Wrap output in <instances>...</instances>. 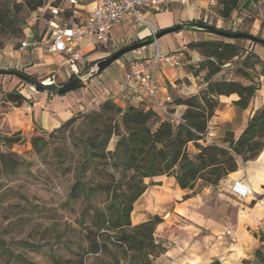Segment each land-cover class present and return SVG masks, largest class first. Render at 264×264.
Instances as JSON below:
<instances>
[{"label": "rangeland", "instance_id": "obj_1", "mask_svg": "<svg viewBox=\"0 0 264 264\" xmlns=\"http://www.w3.org/2000/svg\"><path fill=\"white\" fill-rule=\"evenodd\" d=\"M23 1L25 0H0V10L6 12L12 8L17 18L22 22L23 27L26 28L31 16L24 9L19 10L18 4ZM61 1L63 2V0ZM248 1L251 0H242L239 7L232 12L229 18L219 20L220 23L215 21L214 27L228 31L235 26L236 31L262 37L261 34L255 35L252 31L257 20L264 19V0H262V4L251 1L250 7L245 8L244 6ZM187 14L188 12L185 11L180 13L172 10L170 14H161L159 17L155 15L147 19V22L152 28V25H157L162 18H175L176 16L183 18ZM234 19L242 20L238 27L232 23ZM187 23L189 22H178L170 27ZM19 26L20 24L17 25V28ZM260 26L264 27V22ZM141 28L137 27L136 29L140 31ZM152 29L154 31H151L150 36L166 28L158 27ZM45 30L44 21H39L31 29L35 34H43ZM145 39L138 37L137 32L134 31L132 35L123 38L118 50ZM21 41L22 38L16 39L12 34L10 36H0V43L5 46L11 44L16 49L21 46ZM204 41L232 42L229 39L208 32L185 29L163 36L154 42L152 47H150L151 45L145 47L150 49L159 46L165 52L177 51L182 54L183 67L181 70L174 72L177 76L172 79L173 85L165 80V87L170 91L176 103L179 100H186L194 96L199 97L200 101H202L207 89V82L210 81H234L244 86L250 85L252 82L247 79L246 74H250L249 76L254 79V82L261 83L257 95L264 97V76L260 75L261 69L257 67L251 70L244 65L245 57L251 52L255 55L258 54L264 60V45L258 44L256 54L251 48V41H238L237 44L241 48L240 56L220 66V70L211 75L209 70L205 68L203 57L200 59L201 62L195 61V63H192L194 58H196V54H199L194 51L192 45ZM143 49L134 52H141L140 50H142L145 57L152 53L148 49H145V51ZM118 50L115 51L112 48L104 49L102 47L101 49H96L94 54L85 53L83 58L85 69L82 73L96 70L106 58ZM131 53L133 52L124 55L120 59L124 65L128 66L130 62L136 60L128 56ZM90 55H97L96 58L99 59L93 61ZM118 61L114 62L101 74L113 69L118 64ZM82 73L80 72L77 77ZM100 75L94 78H98ZM1 76L0 78H2ZM48 76L54 77L55 73L54 75L46 74L41 79H38L37 76L35 77H37V82L41 83ZM94 78L86 79L81 88L65 94L78 97L76 94H78L79 90L82 91L86 88L85 86L91 80H95ZM11 80H13L12 83L8 85H0V102H4V95L13 90L21 92L25 89L38 98L43 95H36L37 92L31 89L32 86L14 77H11ZM54 80L58 86L60 85L59 83H64L61 82L62 79H59L58 76H55ZM183 90L185 91L184 93L182 92ZM192 91L193 93L188 94ZM234 96L238 98L237 95ZM115 99L116 97H113L111 93L98 106L86 109L83 114H79L69 126L35 135L42 136L45 139L46 145L43 149H36L32 144L34 136L30 140H23L17 135L3 136L0 133V137L6 136L19 140L17 143L6 144L0 138V154L11 156L9 159L14 162L13 168H5L0 164V264H59L54 257L60 260L62 264H79L80 260L83 261V264H114L115 258L120 260V264H125L121 252L108 239L106 240L108 248L105 252L91 253V243L96 237V230L93 227L94 223L99 220L93 208L98 209L100 212H106L107 207L111 204V195L109 196L103 189H96V186L101 184L116 185L123 180V148H116L118 140L117 137H113L104 153L105 157L96 155L90 159L89 155L85 154V145L82 142V138L86 136L94 138L96 145L99 148L102 147L104 143V121L95 114L100 112L101 106L106 101L112 100L115 102ZM124 101L127 106L129 103L126 100ZM216 101L218 102L216 111L223 109L219 98ZM117 105L120 108L123 106L122 102ZM2 107H6V104L3 103ZM147 107H150L148 103L141 105L143 109H147ZM236 110L237 115L232 124L211 126L210 121L212 118L208 122V128L212 127L213 130L217 131L218 139L221 143L224 142L227 130L231 129L232 126L239 127L241 124L239 110L237 108ZM95 130L97 134L94 133ZM187 151L192 157L198 154V149L194 144H189ZM82 167L85 170L84 182L93 190L88 200L82 194L77 195V197H71L72 187L77 181V172ZM131 175L132 173H129L127 177ZM158 178L154 180H158ZM145 182L149 183V180H145ZM204 187L212 186H206L202 181H198L195 191L201 192ZM150 188L159 189L157 186ZM107 213L109 216L111 215L110 212ZM155 240L171 248L169 243L158 241L156 237ZM154 264H161V261L158 259Z\"/></svg>", "mask_w": 264, "mask_h": 264}, {"label": "crops", "instance_id": "obj_2", "mask_svg": "<svg viewBox=\"0 0 264 264\" xmlns=\"http://www.w3.org/2000/svg\"><path fill=\"white\" fill-rule=\"evenodd\" d=\"M172 10L180 13L185 11L188 14L183 18L178 16L162 18L157 25H152V28H170L178 22H190L198 17L196 10L189 7L182 8L178 5H170L168 11L157 10L147 14L146 17L147 19L155 15L159 17L161 14H170ZM86 14V11L82 13L80 22L86 21ZM219 20L215 21L220 23ZM262 22L264 19L257 20L252 32L255 35L261 34L263 37L264 27L260 26ZM137 27L142 28L137 31ZM152 28L136 25L133 20L129 19L126 25L113 28L110 45L94 46L88 43V40H83L79 42V47L83 49V58L85 53L94 54L96 49L102 47L104 49L112 48L116 51L123 42V38L132 35L134 31L141 39L151 37ZM38 35L40 34L29 32L26 40H31L33 36ZM257 46L258 44L251 46L254 53H256ZM158 47L144 48L143 51L148 49L149 52H152L148 56H151ZM160 50L164 53L169 52ZM140 51L133 52L128 56L134 59L145 57L142 50ZM90 56L93 61L99 59L96 58L97 55ZM83 58L79 64L81 72L85 69ZM198 58L199 56L196 54L192 63L199 61ZM128 67L129 65H124L119 60L113 69L101 74L98 78L93 77L95 80H91L92 82L90 81L82 91L79 90L76 94L78 97L65 93L62 96L45 92L36 93V95L43 94L38 98L27 90H22L21 94L26 98V101L21 106L0 102V133L8 136L18 134L23 140H30L39 133H48L59 129L67 121L83 114L86 109L98 106L111 93L113 97H116L115 103L122 102V108H124L125 101L119 96L118 89ZM0 70H17L33 79L37 77L41 79L46 74L54 75L55 73V76L64 82L59 83V86L56 85L58 88L76 76L67 65L66 57L63 54L51 53L45 47L40 46L25 49L20 47L16 49L11 44L5 46L0 50ZM174 72L175 70L170 67H159L157 81L163 95H171L165 87V80L173 85L172 79L177 76ZM1 77L0 85H8L12 83L11 77L14 76ZM191 93L193 91L188 94ZM236 101L238 98L234 95L219 97L223 109L216 111L210 121L211 126L232 124L237 115L234 106ZM3 103L6 104V107H2ZM263 107L264 97L256 95L247 110L239 111L240 126H232L227 131L232 132L235 139H238L246 128L249 118L256 110ZM147 109H152L160 120L164 121L156 110L151 107H147ZM208 129L213 130L212 127ZM223 144L228 147L225 142ZM238 166V170L228 175L218 188L204 187L201 192L195 191V188L189 191L181 190L177 186L175 178L159 177L158 180H152L158 184L157 188L159 189L149 187L135 203L131 214V223L132 226L144 223L149 215H158L163 220L157 226L155 237L158 241L169 243L171 248L159 259L161 264H264V150L252 161L244 162L238 158ZM235 182L250 187L254 192L253 195L246 197L237 195L233 191ZM227 232H230V235ZM257 252L261 254L260 257L257 256Z\"/></svg>", "mask_w": 264, "mask_h": 264}, {"label": "trees", "instance_id": "obj_3", "mask_svg": "<svg viewBox=\"0 0 264 264\" xmlns=\"http://www.w3.org/2000/svg\"><path fill=\"white\" fill-rule=\"evenodd\" d=\"M48 1L50 0H25L18 4V7L19 10L24 9L28 13H33ZM54 1L55 5L61 2V0ZM239 4L240 0H225L224 11L221 12L223 19L229 18L232 12L239 7ZM250 5L251 1H248L244 7L248 8ZM190 23L194 24V22ZM18 24H20L19 28H17ZM228 32L233 31L228 30ZM11 34L16 39L22 38L21 43L26 39V31L22 22L17 18L12 8L6 12L0 10V36H10ZM259 38L264 39V36ZM229 40L232 42L204 41L192 45L194 51L199 53L200 62L203 57L205 68L211 75L217 73L220 66L240 56L241 48L237 42L245 39ZM257 44L252 42V45ZM4 48L5 45L0 43V50ZM244 65L251 70L259 67L260 75L264 76V60L252 52L245 57ZM249 75L246 74L247 79L252 82L250 85L244 86L234 81H210L207 82V89L202 101L199 97L194 96L175 102L185 109L184 122L180 126H174L165 120L161 121L152 109H143L139 105L129 103L125 108H120L117 103L108 100L101 106L100 112L95 115L104 121V143L99 148L94 138L84 136L82 138L85 145L84 151L90 159L96 155L105 157L104 153L108 145L113 137H117L116 148H123L124 151V178L116 185L101 184L96 186V189H103L109 196L111 195V204L107 207L106 212H100L93 208L99 220L94 223L93 227L96 230V237L91 243V253L105 252L108 248L106 244L108 239L121 252L125 264H154L169 251L166 244L157 242L154 237L157 226L163 220L158 215H149L144 223L137 226H132L131 223V214L135 203L149 187L158 185L152 180L163 176L173 177L181 190L188 191L194 190L198 181H202L206 186L218 188L228 175L238 170V158L248 162L256 159L263 152L264 107L256 110L249 118L246 128L238 139H235L232 132L227 131L224 139L228 145L227 148L207 146L200 142L201 135L209 130L208 122L218 108L216 99L221 96L237 95L238 101L234 102V105L239 111L247 110L250 107L261 83L254 82V79ZM76 78L77 76H73L70 81ZM46 89L49 93L59 94L57 86H48ZM25 101L26 98L20 91L13 90L4 95V102L15 106H21ZM75 118L64 123L59 129L69 126ZM94 133L97 134L96 130ZM15 135L19 137L18 134ZM0 138L6 144L19 141L6 136ZM32 144L36 149H43L46 141L42 136H34ZM189 144H194L198 149V154L194 157L190 156L187 151ZM9 158L11 156L0 154V164L5 168H13L14 162ZM84 172V167L79 168L71 197L82 194L88 200L93 190L84 182ZM129 173L132 175L127 177ZM145 180H149V183L147 184ZM107 212H110L111 215L109 216ZM260 255L257 252V256L260 257ZM54 259L57 263L62 264L56 257ZM79 264H83V261L80 260ZM114 264H120V260L115 258Z\"/></svg>", "mask_w": 264, "mask_h": 264}, {"label": "built area", "instance_id": "obj_4", "mask_svg": "<svg viewBox=\"0 0 264 264\" xmlns=\"http://www.w3.org/2000/svg\"><path fill=\"white\" fill-rule=\"evenodd\" d=\"M251 1L260 4L263 2ZM224 2L225 0H63L55 5V1L50 0L37 11L30 13L26 39L27 33L32 32L31 29L39 21H44L45 32L33 36L31 40L25 39L20 48L40 46L51 53L63 54L72 73L78 76L81 72L79 64L83 58V49L79 47V42L88 40V43L94 46H108L112 43L111 32L114 27L126 25L129 19L136 25L151 27L146 15L157 10L168 11L170 5L192 8L198 12V17L190 22L214 26L215 20H224L221 15ZM241 2L242 0L240 4ZM84 11L87 12L86 21L82 23L79 19ZM241 21L234 19L232 23L238 27ZM231 30L238 32L235 26ZM181 57L182 54L177 51L164 53L158 47L153 55L130 62L118 89L119 96L137 106L148 103L168 123L174 126L182 125L184 107L177 105L172 95H163L157 81L160 66L170 67L175 71L181 70ZM41 84L45 87L56 86L54 77H48ZM31 89L35 91L34 87ZM201 138L200 142L204 145L227 148L219 141L215 130L209 129ZM233 191L241 197L252 196L254 193L250 187L240 182L234 183ZM227 234L230 235V232Z\"/></svg>", "mask_w": 264, "mask_h": 264}, {"label": "water", "instance_id": "obj_5", "mask_svg": "<svg viewBox=\"0 0 264 264\" xmlns=\"http://www.w3.org/2000/svg\"><path fill=\"white\" fill-rule=\"evenodd\" d=\"M185 29L186 30H195V31H204V32H208L210 34L217 35V36L222 37V38H226V39H245V40H249L251 42L258 43L261 45L264 44V39H260L259 37H256L252 34H248L245 32L223 31V30H220V29H218L212 25H207V24L197 23V22H194V24H191L190 22L187 24H180V25H176L174 27L163 29L160 32L156 33L155 35L149 37L148 39H146L144 41L136 42L134 44H131L129 46L121 48L120 50H118L117 52H115L114 54H112L111 56L106 58L99 65V67L96 70H90L88 72H84L79 77L74 79L73 81H70L68 83L61 85L58 88V93L64 94V93L74 91V90L81 88L84 85L86 79L93 77V76H96L97 74L101 73L102 71L107 69L109 66H111L114 62L118 61L124 55H126L130 52L137 51L139 49H143L146 46L151 45L153 42H156L157 40H159L160 38H162L163 36H165L167 34L176 33V32H179V31H182ZM0 75H2V76H5V75L14 76V77L18 78L21 82H24L27 85L34 87V89L37 93L48 92L45 86H43L41 83H38L37 81L33 80L30 76L23 74L20 71H17V70H9V71L0 70Z\"/></svg>", "mask_w": 264, "mask_h": 264}]
</instances>
